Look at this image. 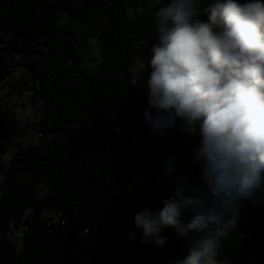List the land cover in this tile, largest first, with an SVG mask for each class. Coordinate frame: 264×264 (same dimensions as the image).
<instances>
[{"label": "trees", "instance_id": "16d2710c", "mask_svg": "<svg viewBox=\"0 0 264 264\" xmlns=\"http://www.w3.org/2000/svg\"><path fill=\"white\" fill-rule=\"evenodd\" d=\"M168 2L0 0V264H174L186 255L173 229L157 249L134 228L135 214L172 194L169 157L177 174L200 177L199 138L179 121L157 136L144 118L151 47L141 40L156 37L154 13ZM211 2L201 0L200 19ZM7 97L32 109L35 141L21 145L28 132L5 110ZM217 258L264 264V186L241 203Z\"/></svg>", "mask_w": 264, "mask_h": 264}, {"label": "clouds", "instance_id": "9594fccd", "mask_svg": "<svg viewBox=\"0 0 264 264\" xmlns=\"http://www.w3.org/2000/svg\"><path fill=\"white\" fill-rule=\"evenodd\" d=\"M203 14L206 20L201 0H169L155 11L151 71L142 85L145 122L155 135L179 121L182 132L199 138V182L177 174L169 157L163 167L172 194L162 208L134 216L142 244L163 248L166 229L186 241V255L174 264H225L217 257L237 228L241 203L264 186V3L212 0ZM89 43L94 69L99 47L95 38ZM145 68L141 61L138 77Z\"/></svg>", "mask_w": 264, "mask_h": 264}, {"label": "rangeland", "instance_id": "374dc122", "mask_svg": "<svg viewBox=\"0 0 264 264\" xmlns=\"http://www.w3.org/2000/svg\"><path fill=\"white\" fill-rule=\"evenodd\" d=\"M151 40H155V37H145L144 39L141 40L143 45L145 46H150L152 45ZM14 98H6L5 102L3 103L5 110H7L13 117V120L18 123L19 128H25L27 129L28 135L24 138H22L21 145H26L29 144L32 141L36 140V135L33 132V130L30 129V126H26V123H31L32 122V117L34 114L32 113V109L30 113H28V110H22V107H19L17 104V101ZM31 114V115H30ZM13 154V151H9L4 157H3V163L7 165L9 159L11 158Z\"/></svg>", "mask_w": 264, "mask_h": 264}]
</instances>
